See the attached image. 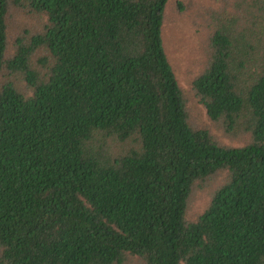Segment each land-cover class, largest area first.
Wrapping results in <instances>:
<instances>
[{
	"label": "trees",
	"instance_id": "16d2710c",
	"mask_svg": "<svg viewBox=\"0 0 264 264\" xmlns=\"http://www.w3.org/2000/svg\"><path fill=\"white\" fill-rule=\"evenodd\" d=\"M169 2L0 0V264H264V0L211 12L209 125Z\"/></svg>",
	"mask_w": 264,
	"mask_h": 264
},
{
	"label": "rangeland",
	"instance_id": "374dc122",
	"mask_svg": "<svg viewBox=\"0 0 264 264\" xmlns=\"http://www.w3.org/2000/svg\"><path fill=\"white\" fill-rule=\"evenodd\" d=\"M167 21L163 30V44L168 58L174 67L177 78L188 97L187 107L194 119L211 124L201 105L191 94V82L202 67L204 59L203 40L211 31V12L230 11L232 1L228 0H169ZM183 10L179 8L180 4ZM230 142L229 139H224ZM234 144H237L234 142ZM210 195L206 191L197 192L192 199L190 215L200 212L206 206Z\"/></svg>",
	"mask_w": 264,
	"mask_h": 264
}]
</instances>
